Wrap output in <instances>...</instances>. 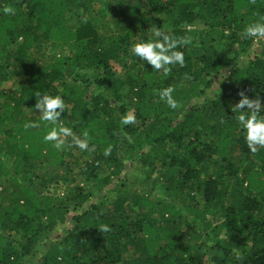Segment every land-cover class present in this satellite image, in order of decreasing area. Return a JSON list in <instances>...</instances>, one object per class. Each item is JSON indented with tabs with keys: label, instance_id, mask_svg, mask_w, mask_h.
<instances>
[{
	"label": "trees",
	"instance_id": "16d2710c",
	"mask_svg": "<svg viewBox=\"0 0 264 264\" xmlns=\"http://www.w3.org/2000/svg\"><path fill=\"white\" fill-rule=\"evenodd\" d=\"M116 1L0 0V264H32L37 238L55 227L49 216L55 201L46 195L52 179L42 166L67 162L43 140L50 127H24L30 121L25 111H36L37 93L62 96V125L86 133L89 150L97 147L82 171L100 192L119 180L126 164L141 162L151 170L139 189L123 184L105 215L76 217L83 227L60 238L43 264H205L203 239L212 244L208 264H264V148L248 149L236 120L240 113L231 109L240 92L264 106V59L213 88L221 71L255 43L243 30L264 17V0H146L150 12L166 15L173 27L166 33L192 38L177 48L184 65L169 66L167 74L131 54V45L148 35L136 23L137 9L130 10L129 2L117 8ZM5 7L13 12L5 14ZM197 21L205 31L186 28ZM44 43L61 50L48 65L29 57ZM12 58L14 74L26 79L19 93L3 89L8 75L2 62ZM114 63L127 73L126 95L118 93L124 83L115 77ZM71 78L83 86H71ZM103 87L114 95H90ZM167 87L175 109L159 97ZM115 95L128 104H118L121 116L134 113L135 123L113 119ZM157 192L172 202L155 199ZM90 196L69 190L59 210L81 207ZM176 220L191 223L184 229ZM128 252L135 257L126 259Z\"/></svg>",
	"mask_w": 264,
	"mask_h": 264
},
{
	"label": "rangeland",
	"instance_id": "374dc122",
	"mask_svg": "<svg viewBox=\"0 0 264 264\" xmlns=\"http://www.w3.org/2000/svg\"><path fill=\"white\" fill-rule=\"evenodd\" d=\"M104 4L108 3V0H103ZM130 3V10L137 9L138 17L136 19V23L139 25V29L143 31V33L147 34L151 37L150 29L155 26L157 28L163 29L165 32L172 30V25L167 21L166 15L164 13H152L150 12V7L147 6L146 0H117L116 7L124 9L127 3ZM128 10V12H131ZM110 23L112 21L110 20ZM188 29H196L199 31H205L206 27L205 24L201 21H197L192 25L186 26ZM260 48L264 50V38H261L259 41H255L251 49L249 50L248 54L243 58L239 59L234 63L233 66L226 68L221 71L217 78L214 81V91H218L222 84L227 81L231 76H233L236 71L240 69H247L250 67L256 59L263 58L264 55L260 56L259 58L256 57V49ZM59 48H54L51 44L44 43L41 44L39 47L34 48L29 53V57L32 60H36L41 65H48L51 63V59L55 54L60 53ZM259 51V49L257 50ZM68 54V52H66ZM247 60V62H245ZM4 65L5 72L8 75V79L3 84V89L7 93H19L21 85L26 82V79L23 77L16 76L14 71L18 68V63L15 61V58L10 59L8 63L2 62ZM113 71L116 74L115 77L122 81L124 84L127 79V73H125L118 64H113ZM68 83L71 86H78L82 87L83 83L79 80H73L72 78L68 80ZM122 85L119 89L118 93L122 95H126L128 93L129 87L128 85ZM86 86V85H85ZM104 93L112 97L113 93L103 88H97L93 93L91 92V96L98 98L97 96ZM118 99L120 101H118ZM115 95V101L113 99L114 105L113 109L117 111L114 113L116 117L113 119L121 120L120 111L117 110L119 105H122L125 109L127 108L128 104L125 99H120ZM94 107L99 109L100 112V105L94 104ZM131 110H129L130 112ZM27 118L34 122L35 126L33 127H41L43 125H47L48 127H52V125L48 124V122H44L40 120L39 112L36 110L35 112L25 111ZM100 117L102 119H108V116L104 112H100ZM77 135L82 136L79 132H75ZM63 155L65 156V160L67 162V166H50L44 164L42 166L43 172L45 173L46 179L51 180L50 184L47 187L46 195L52 197L55 201V208L50 210V218L53 221L55 227L43 234H41L35 243V253L36 256L32 264H43V258H45L50 249L62 238L66 235L69 231H73L76 229L77 231L80 230L83 225L76 223V217L81 216L84 212H89L93 216L99 215V213H103L104 215L107 211L111 208V205L116 198L117 191L120 187L135 185L136 189H139V184L146 179V174L150 170V168L143 166L141 162H137L134 164H126L125 171L119 176V180L113 182L111 185L106 186L104 191L100 192L96 189L95 184L87 183L86 181V174L82 171V166L85 161H90L92 157H94L96 153L97 147H93L92 150H80L79 148L75 147L71 143V138H67L65 144L59 148ZM237 152L233 151V157L237 158ZM137 160V156L135 157ZM216 159L220 160L221 157L217 156ZM151 171V170H150ZM108 173H106L107 175ZM210 174L212 176L216 175V171H211ZM153 177H156V174H152ZM115 180V179H114ZM235 185L232 183L230 185V189L234 188ZM69 190L80 191L86 195H91L89 200L82 205L81 207L74 208L69 207L65 208L64 210H59L62 200L64 199L65 195ZM154 196L155 199L163 201L165 203H171L172 201L165 195L163 192H157ZM95 205L97 209L91 210V207ZM179 210H184V204L181 202H177L175 204ZM159 214H156L155 219H159ZM46 221V218H44ZM190 220V219H189ZM176 223L184 229L186 228L188 221H181L176 220ZM203 232V230H202ZM15 241L20 240V235H14ZM201 244L203 246V253H204V261L205 264H208L209 259L212 257V244L208 240H201ZM135 257L133 252L126 253V259H132ZM29 262L26 261V264ZM52 264V263H51Z\"/></svg>",
	"mask_w": 264,
	"mask_h": 264
},
{
	"label": "clouds",
	"instance_id": "9594fccd",
	"mask_svg": "<svg viewBox=\"0 0 264 264\" xmlns=\"http://www.w3.org/2000/svg\"><path fill=\"white\" fill-rule=\"evenodd\" d=\"M5 14L13 12L12 7L3 8ZM151 37L147 39L143 37L131 45V54L139 59L142 65H150L152 70H163L167 74L171 69V65L183 66L185 63L184 52L177 50L179 46L189 45L192 43L191 37H181L179 39L166 33L163 29L153 26L151 29ZM243 36L246 38H255L259 41L264 38V17L248 24L243 30ZM259 49V51H257ZM264 55V50L257 48L256 57ZM247 62V60H245ZM171 87L159 90V97L164 100L168 107L175 109L177 103L172 95ZM35 102V110L39 112L40 120L48 122L52 125L51 130L46 131L43 135L45 142H53V146L57 149L61 148L67 138H71V143L80 150H89L87 134L83 138L77 135L72 128L62 125L61 114L67 108L65 100L60 95H51L37 93ZM240 99L232 107V111L239 112L236 116L238 126L244 134V139L247 142L248 149L255 153L259 148H264V113H262L261 101L259 99H249L244 92L239 93ZM136 117L134 113H128L121 117L122 125H131L135 123ZM35 126L34 122L25 123L24 127L30 128ZM111 153V146L104 150V155L108 156ZM103 231H109L108 226L103 227Z\"/></svg>",
	"mask_w": 264,
	"mask_h": 264
}]
</instances>
